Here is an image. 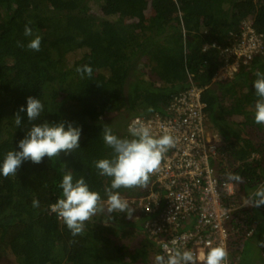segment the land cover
I'll use <instances>...</instances> for the list:
<instances>
[{
    "label": "trees",
    "instance_id": "16d2710c",
    "mask_svg": "<svg viewBox=\"0 0 264 264\" xmlns=\"http://www.w3.org/2000/svg\"><path fill=\"white\" fill-rule=\"evenodd\" d=\"M91 1L114 18L87 11ZM149 6L154 15L140 34L137 22L126 21L125 15L142 19ZM248 17L264 33V0H0V164L9 150L18 148L33 123L64 120L82 127L80 148L73 153L62 152L53 160L45 157L39 164L24 161L15 176L0 174V262L9 254L17 264L147 261V242L128 250L111 237L136 234L141 225L147 231L145 216L137 220L133 207L129 206L133 218L127 213H105L92 217L83 233L74 236L50 206L61 198L59 185L68 170L74 180L83 177L106 199L112 178L100 175L95 167L96 161L112 155L101 134L104 125L126 138L132 116L163 112L176 94L191 86V80L204 88L207 122L224 143L222 164L231 152V141L242 142L232 153L238 164L231 172L240 178L235 179L237 199L242 201L257 189L264 182V138L258 131L264 130V124L255 122L253 82L257 71L264 72V54L242 63L225 80H215L224 61L218 48L208 47L212 42L227 43L229 34ZM29 22L32 37L24 35ZM37 35L41 37L38 52L27 48ZM141 64L151 68L152 77L144 76ZM83 65L93 69L90 78L76 71ZM28 96L38 97L44 111L32 122L22 113L17 127L14 116L21 106L26 108ZM120 109L127 110L122 134L105 119ZM246 126L252 127L259 141L243 135ZM252 152L261 156L251 158ZM142 188L118 191L132 198L140 196ZM33 200L39 201L38 207ZM240 210L237 215L243 214L248 224L257 223L255 232L264 229L263 209L253 205Z\"/></svg>",
    "mask_w": 264,
    "mask_h": 264
},
{
    "label": "built area",
    "instance_id": "2783aa9c",
    "mask_svg": "<svg viewBox=\"0 0 264 264\" xmlns=\"http://www.w3.org/2000/svg\"><path fill=\"white\" fill-rule=\"evenodd\" d=\"M228 39L227 43L208 46L218 48L224 61L221 68L228 75L264 54V33L255 28L252 17L244 18ZM203 90L191 80V86L176 94L163 112L137 114L128 120L127 130L134 121H142L157 133L167 129L177 143L164 154L159 170L150 175L141 195L124 199L134 208L135 218L145 216L142 221L147 232L161 239L160 255H167L165 246L191 250L197 264H204L209 245L223 244L228 250L226 264H236L230 252L244 246L256 230V224H248L243 214L236 212L255 204L250 197L237 199L238 182L221 163L224 143L207 122ZM126 138H130L129 132ZM261 257L264 261V246Z\"/></svg>",
    "mask_w": 264,
    "mask_h": 264
},
{
    "label": "clouds",
    "instance_id": "9594fccd",
    "mask_svg": "<svg viewBox=\"0 0 264 264\" xmlns=\"http://www.w3.org/2000/svg\"><path fill=\"white\" fill-rule=\"evenodd\" d=\"M30 24L31 22L24 28L26 37L33 36ZM18 46L24 47L20 42ZM40 47L39 35L27 43V48L32 51L38 52ZM76 71L81 76L86 73L89 78L93 73V69L88 65L77 67ZM255 76V122L264 124V72L257 71ZM43 111L42 101L38 97L28 96L26 108L20 107L14 116V122L20 127L23 119L21 114L25 112L30 122L36 121ZM128 132L130 138H121L111 127L104 125L101 134L104 143L112 149V155L96 161L95 167L100 175L112 178L111 186L105 189L107 212L127 213L130 216L133 210L118 190L145 186L150 175L159 170L164 154L176 146L177 140L167 129L157 133L149 123L142 121L130 124ZM81 134L82 127L74 125L71 121L44 120L42 123H33L23 139L18 142V148L6 153L0 164V174L5 178L17 175L18 169L27 160L39 164L45 157L53 160L60 157L62 152L71 154L80 148ZM234 179L240 178L237 176ZM59 187L63 190L62 196L50 206L51 211L63 220L74 236L82 234L85 223L97 212L104 210L105 201L98 191L90 188L83 177L74 180L70 170L64 173ZM253 195L255 207L264 206V186L258 188ZM33 206L38 207L39 201L33 200ZM164 250L167 255H156L155 264H197V258L191 250H169L167 246ZM227 259L228 250L223 244L209 245L207 255L203 258L204 264H226Z\"/></svg>",
    "mask_w": 264,
    "mask_h": 264
},
{
    "label": "rangeland",
    "instance_id": "374dc122",
    "mask_svg": "<svg viewBox=\"0 0 264 264\" xmlns=\"http://www.w3.org/2000/svg\"><path fill=\"white\" fill-rule=\"evenodd\" d=\"M87 11L92 12L93 14H95L96 16H108L110 18H114V16H110L107 15L108 13L106 12V10L101 6L100 3H97L96 1H91L90 2V7L87 6L86 7ZM154 13L152 8L149 6L146 11L145 14L143 16L142 19H138L134 16H132L131 14H127L125 15V19L128 22H137V31L138 33H144L145 29L148 27V24L150 22V20L152 19ZM143 62V60H142ZM141 69L144 72V76L147 77H152L153 76V72H151V68L149 66H144L143 64H141ZM226 76H230L227 74L226 69L220 68L215 80H225ZM127 112L126 109H120L119 112H115L112 113L108 116L105 117V119H107L113 126V128L117 131H119V134H122L124 128L123 125L125 123V116L123 114H125ZM234 120L240 121L243 119V117H237L234 116L233 117ZM121 123V124H120ZM122 126V127H121ZM244 136L246 138H250L252 141H259L258 139H256L253 129L251 126H246L244 129ZM256 130V129H255ZM261 133V136L264 138V130H258ZM230 147H229V151L230 154H225L224 158L225 159V165L227 168H229V170H234L235 165L238 164V162L235 161V158L233 156V152L236 149H239L242 145V142H238L237 140H233L231 141ZM229 145V144H228ZM261 156V153L258 152H252L251 154V158H259ZM251 158L249 157L248 159L251 160ZM125 196L123 195V198ZM105 201V207L103 211H99L97 212V214L93 217H99L101 215H104L105 213L108 214L107 212V198L104 199ZM130 218H133L132 215H130ZM138 220V219H137ZM141 224H139L140 226ZM257 227V226H256ZM141 230V232H139L138 230L135 231L136 234H132V235H127L125 237H121L119 235H115V234H111V237L119 244H125L128 248V250H132L133 247L135 245H137L138 242L141 243H146L148 250H149V259L147 261H144L143 263H136V264H155V257L157 255V250H158V246L160 244L161 239H158L157 237L151 236L147 231H144V228L142 227V225L139 228ZM145 234V235H144ZM145 236V237H144ZM144 238H146L144 240ZM144 240V241H143ZM149 241V242H148ZM244 246L240 247V248H233L232 251L230 252V258L236 263V264H264V261L262 260L261 257V252L260 249L262 250V247L264 246V229L261 230L260 233L255 232L251 237L247 238L244 241ZM126 260H130L129 257L126 258ZM0 264H17V262L15 261L13 255L9 254L7 255L5 258H3L0 262Z\"/></svg>",
    "mask_w": 264,
    "mask_h": 264
},
{
    "label": "crops",
    "instance_id": "0c3cea01",
    "mask_svg": "<svg viewBox=\"0 0 264 264\" xmlns=\"http://www.w3.org/2000/svg\"><path fill=\"white\" fill-rule=\"evenodd\" d=\"M261 170H262V175H263V177H264V166L263 167H261ZM262 186H264V182L261 184V185H259V187L258 188H260V187H262ZM257 188V189H258ZM257 189H254V190H252V191H250L249 192V195L246 197V198H251L252 200H253V202H254V193H255V191L257 190ZM261 209H263L264 210V206H261L260 207ZM261 220H263V224H264V219L262 218ZM255 224H256V226H257V223L255 222ZM264 226V225H263ZM260 252H261V249H260Z\"/></svg>",
    "mask_w": 264,
    "mask_h": 264
}]
</instances>
